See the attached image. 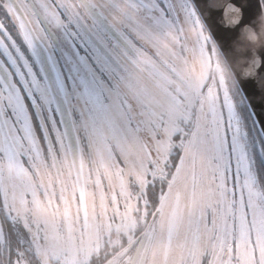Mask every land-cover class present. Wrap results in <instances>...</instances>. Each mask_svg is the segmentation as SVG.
Wrapping results in <instances>:
<instances>
[{"label":"snow or ice","instance_id":"snow-or-ice-1","mask_svg":"<svg viewBox=\"0 0 264 264\" xmlns=\"http://www.w3.org/2000/svg\"><path fill=\"white\" fill-rule=\"evenodd\" d=\"M262 27L264 0H0V264H264Z\"/></svg>","mask_w":264,"mask_h":264},{"label":"clouds","instance_id":"clouds-1","mask_svg":"<svg viewBox=\"0 0 264 264\" xmlns=\"http://www.w3.org/2000/svg\"><path fill=\"white\" fill-rule=\"evenodd\" d=\"M261 35H264V27H262V31L260 34H257L255 31H252L249 35L242 37L244 41L251 45H256L260 42ZM245 49L241 48L240 51H244Z\"/></svg>","mask_w":264,"mask_h":264},{"label":"water","instance_id":"water-1","mask_svg":"<svg viewBox=\"0 0 264 264\" xmlns=\"http://www.w3.org/2000/svg\"><path fill=\"white\" fill-rule=\"evenodd\" d=\"M213 2L217 5H222L226 2V0H213ZM261 31H262V28L260 29L258 34H260ZM252 47L257 53L264 51V35H261L260 42L256 45H252Z\"/></svg>","mask_w":264,"mask_h":264}]
</instances>
